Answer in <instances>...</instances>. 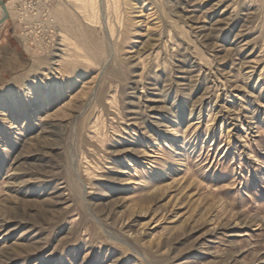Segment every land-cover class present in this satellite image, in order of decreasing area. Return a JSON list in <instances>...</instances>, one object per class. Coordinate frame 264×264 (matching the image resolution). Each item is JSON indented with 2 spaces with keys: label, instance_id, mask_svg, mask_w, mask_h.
<instances>
[{
  "label": "rangeland",
  "instance_id": "1",
  "mask_svg": "<svg viewBox=\"0 0 264 264\" xmlns=\"http://www.w3.org/2000/svg\"><path fill=\"white\" fill-rule=\"evenodd\" d=\"M4 2L0 264H264V0Z\"/></svg>",
  "mask_w": 264,
  "mask_h": 264
},
{
  "label": "water",
  "instance_id": "2",
  "mask_svg": "<svg viewBox=\"0 0 264 264\" xmlns=\"http://www.w3.org/2000/svg\"><path fill=\"white\" fill-rule=\"evenodd\" d=\"M0 7L2 10V18L0 19V26L5 24L10 19V12L7 8L6 3L3 0H0Z\"/></svg>",
  "mask_w": 264,
  "mask_h": 264
},
{
  "label": "crops",
  "instance_id": "3",
  "mask_svg": "<svg viewBox=\"0 0 264 264\" xmlns=\"http://www.w3.org/2000/svg\"><path fill=\"white\" fill-rule=\"evenodd\" d=\"M3 1H7V0H3ZM7 5V4H6ZM8 8V7H7ZM11 14V13H10ZM11 17H10V19L5 23V24H3V25H1L0 26V28L1 27H5V25H11V26H13L15 23H14V18H13V16L12 15H10ZM2 18V11H1V15H0V19ZM6 32H4V30H2L1 32H0V38L5 34ZM6 35V34H5ZM2 42L3 41H1V39H0V45L2 44Z\"/></svg>",
  "mask_w": 264,
  "mask_h": 264
},
{
  "label": "bare ground",
  "instance_id": "4",
  "mask_svg": "<svg viewBox=\"0 0 264 264\" xmlns=\"http://www.w3.org/2000/svg\"><path fill=\"white\" fill-rule=\"evenodd\" d=\"M89 2H91L92 4H94L95 0H87ZM100 1V0H99ZM101 9V8H100ZM49 94V93H48ZM14 95H11L10 98H13ZM5 228V224H3L2 222H0V230Z\"/></svg>",
  "mask_w": 264,
  "mask_h": 264
}]
</instances>
